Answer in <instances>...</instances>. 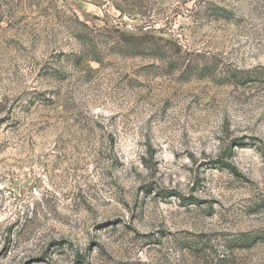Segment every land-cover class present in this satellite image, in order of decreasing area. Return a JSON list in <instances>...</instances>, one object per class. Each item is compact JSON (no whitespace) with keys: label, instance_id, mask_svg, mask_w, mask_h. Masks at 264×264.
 Instances as JSON below:
<instances>
[{"label":"rangeland","instance_id":"obj_1","mask_svg":"<svg viewBox=\"0 0 264 264\" xmlns=\"http://www.w3.org/2000/svg\"><path fill=\"white\" fill-rule=\"evenodd\" d=\"M0 264H264V0H0Z\"/></svg>","mask_w":264,"mask_h":264}]
</instances>
